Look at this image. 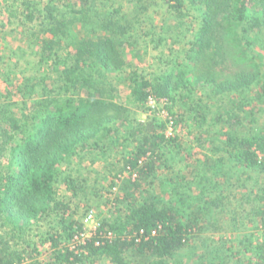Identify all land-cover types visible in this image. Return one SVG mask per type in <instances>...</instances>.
Returning <instances> with one entry per match:
<instances>
[{"label": "trees", "instance_id": "trees-1", "mask_svg": "<svg viewBox=\"0 0 264 264\" xmlns=\"http://www.w3.org/2000/svg\"><path fill=\"white\" fill-rule=\"evenodd\" d=\"M0 1L13 9L24 41L42 48L34 53L37 66L51 63L56 75L53 84L48 76L26 77L0 90V264H264V185H249L251 173L264 174V127L258 126L264 70L250 53L258 45L264 56V0H129V12L105 0H82L72 15L52 0ZM159 4L168 16L161 26L152 11ZM189 7L201 12L200 22L193 39L183 42ZM41 19L38 31L33 25ZM74 26L90 34L71 45ZM66 42L72 50L55 49ZM151 44L167 48L158 58L167 69L147 76L130 67L128 55ZM181 45L186 48L174 50ZM124 72L136 107L152 112L145 108L151 98L171 103L175 126L193 124L198 145L208 144L214 124L231 128L221 148L198 158L193 178L178 184L161 175L184 154L180 136L167 135L166 122L156 117L131 119L123 140L131 148L123 156L129 175L112 183L123 191L114 200V221L75 245L86 229L68 220L70 203L59 199L56 183L71 156L119 141L115 134L131 116L110 76ZM34 80L47 85L39 90ZM75 181L64 182L78 198L87 186ZM156 184L161 195L151 189ZM246 223L263 233L262 241L226 240ZM49 243L52 256L42 252Z\"/></svg>", "mask_w": 264, "mask_h": 264}, {"label": "rangeland", "instance_id": "rangeland-1", "mask_svg": "<svg viewBox=\"0 0 264 264\" xmlns=\"http://www.w3.org/2000/svg\"><path fill=\"white\" fill-rule=\"evenodd\" d=\"M49 1V0H48ZM51 1V0H50ZM108 3V6L112 8L122 7L125 12H129L132 9V5L129 0H105ZM53 4L61 9L68 11L70 15H72L73 10H80L82 0H52ZM47 3V1H46ZM69 10H66L68 9ZM100 8L101 5H100ZM154 16L160 22L162 19L168 18L167 16V8L160 5L155 7ZM10 10L6 4L0 1V90H4V88L8 87L11 84H18L24 82L26 77H34L36 79H40L43 76H48V85L53 84L55 80V73L49 71L48 64L51 63H41L37 66V62L39 58H37L36 52H40L42 50L41 47H36L34 45H30V42L24 41V36H22L20 23L16 21V19L12 18L10 15ZM184 14L188 15L185 17V21L187 22L186 26L184 25L180 28L183 31V34L188 36L183 40H190L193 39V34L197 29L199 22H200V15L198 8L189 7L183 11ZM182 13V14H183ZM41 20H35L33 25L36 26L38 31L42 30V25H40ZM151 21V19H150ZM152 22V21H151ZM162 25L160 22L159 26ZM45 26V25H44ZM187 27L190 30H186ZM186 28V29H185ZM90 34L89 29H83L78 26L73 27V39L69 40L70 44H75L79 37ZM40 36L43 38H49L48 34L40 32ZM62 43L60 46H56L55 49H59L63 51L72 50L67 43ZM244 47L248 48V43L246 40L243 41ZM158 45L151 44L145 47L140 48V55L136 53H130L128 55L129 61L131 62L132 68L137 71H141L145 75L148 74L153 76L156 73L158 68L167 69L166 66L161 65L159 62V55L161 52H166V47H156ZM183 49L186 48L185 46L180 47L175 46L174 50L176 49ZM260 47L255 45L253 47V52L251 54L257 55V60L260 64L261 69L264 70V56L261 57L260 55ZM24 51V52H22ZM61 52V53H62ZM167 53V52H166ZM134 54L135 56H132ZM236 60V59H235ZM234 60V61H235ZM233 62L232 60H230ZM237 62V61H236ZM130 64V63H129ZM40 68V69H39ZM132 68H126L127 71H131ZM237 68V67H236ZM110 79L113 80L116 88L120 92V103H123L129 109V117H124L123 122L126 123L125 128H120V130L115 134L119 141L116 143L113 140L106 141L105 145L101 148L92 149V147H88L84 151H78L79 153L73 155L69 158V160L64 164L61 168L62 174L59 177L58 182L56 183V193L60 200H65L70 203V217L68 220H73L75 222H80L83 227H85L86 231L82 237H75V240L72 241L75 245H79L83 242V239L90 238L95 230L101 226L102 223H112L114 221L113 212L116 209V201L115 198L117 195H122L123 191L119 190L118 187H112V183H118V181L125 180L129 173L126 171L124 172V154L130 152L131 148L123 143L125 134V129L128 128L131 119L134 121H141L145 122L149 118H158L161 121L166 122V118L160 116L163 111H168L167 108L170 109L172 107L171 103H159L156 104L154 109L156 112L152 110L144 111L140 107H136L129 99V89H128V81L127 76L124 73H120L117 75L110 76ZM47 81L42 82L34 80L35 83H38V89L42 90L47 85ZM231 97H225L223 102H229ZM230 103V102H229ZM229 103H227L229 107ZM152 108L150 103H147L145 108ZM218 107V106H217ZM14 111V110H13ZM214 111L216 112L217 109L215 107ZM16 113L18 111L15 110ZM173 112H178L176 108L173 109ZM258 117V126L264 127V111L259 112ZM129 120V121H127ZM135 124V122H134ZM169 122H166V133L172 132L173 135L178 134L180 136L181 142L183 144L184 154L181 155L179 158H175V162L173 163L174 167L165 169L162 171L161 177H172L174 178V182L178 181V184H183L186 180H190L193 178L195 170L199 168V163L197 162L198 158H202L210 154L213 155L209 149H218L223 146L224 136L223 133L230 130L229 126L231 123L225 122L220 124H214L212 126V130L209 133L208 137V144H205L203 147L198 145L195 137L199 132L195 129L193 124H187V126H175L173 124V128L169 126ZM233 125V123H232ZM172 129V130H171ZM205 129V127H204ZM203 129V130H204ZM239 128L237 127V130ZM182 131V132H179ZM181 134V135H180ZM113 139H116V137ZM183 151V150H182ZM216 153H220V151H215ZM189 153L190 157L186 155ZM218 156V155H217ZM253 180L249 182V185H252L253 182L259 181L260 185H264V174H257L251 173ZM73 178L78 182L79 186H83L86 183V193H83L78 198H73V193L65 184V178ZM183 179V180H181ZM185 179V180H184ZM82 183V184H81ZM118 184H121L119 182ZM154 193L161 195L162 189L159 184H156L154 187L151 188ZM240 193H244L240 189ZM247 192V191H246ZM236 193V192H235ZM237 191L238 197H241V194ZM244 215V213H243ZM240 222H246L244 218L240 217ZM247 223L242 227L239 233L234 234H226V240H234L235 238H244L245 235L247 237H251L252 241H262L261 235L263 234L260 230L254 227L253 224H250L247 229ZM47 226H45V229ZM223 235L217 234L213 237L215 239L221 238ZM229 242V241H228ZM231 242V241H230ZM193 244V243H192ZM199 243L194 241V247L200 250L198 245ZM73 245V244H72ZM42 252L46 254V256L53 255V249L49 244H47L43 249Z\"/></svg>", "mask_w": 264, "mask_h": 264}, {"label": "built area", "instance_id": "built-area-1", "mask_svg": "<svg viewBox=\"0 0 264 264\" xmlns=\"http://www.w3.org/2000/svg\"><path fill=\"white\" fill-rule=\"evenodd\" d=\"M148 103H150V105L152 106V108L151 107L150 108L153 110V112L154 111L156 112V109H154L155 108L154 106L156 104H159V103L154 98H151ZM161 103L167 104L166 102H161ZM160 116L163 117V118H166L167 119L166 122H169V124H170L169 126H171L173 128V124H175V123H174V121H173V119L170 116L168 111H163V113H161ZM167 135H173V133L172 132H168ZM151 234H152V236H155L157 234V230L152 231ZM143 235H145V232L141 231L140 232V236H143ZM107 237L110 238V239L113 238L112 237V233L108 234Z\"/></svg>", "mask_w": 264, "mask_h": 264}]
</instances>
